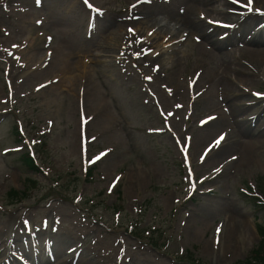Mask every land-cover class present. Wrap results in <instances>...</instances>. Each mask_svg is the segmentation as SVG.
I'll return each instance as SVG.
<instances>
[{"label":"rangeland","instance_id":"obj_1","mask_svg":"<svg viewBox=\"0 0 264 264\" xmlns=\"http://www.w3.org/2000/svg\"><path fill=\"white\" fill-rule=\"evenodd\" d=\"M81 1L94 14L92 27L90 16L75 26ZM139 3L0 0V224L23 220L31 229L29 236L32 225L41 224L46 229L41 237L54 226L61 231L84 228L75 235L80 240L76 253L90 244L89 264H232L258 243L256 225L264 224V211L255 208L251 198L260 195L258 185L264 182V138L252 163L238 160L241 147L230 156L209 157L207 143L224 131L218 128L210 138L199 139L212 113L202 101L214 95L208 104L223 108L226 96L218 86L203 90L219 59L204 56L202 45L193 38L179 37L174 53L165 43L141 47L145 56L163 52L165 69L158 77L150 76L142 62L137 64V57L130 59L135 79L125 74L122 61L113 65L120 59L121 40L108 30ZM167 5L178 9L183 0H168ZM156 16L161 20L164 12ZM77 33L91 39L81 42ZM103 38L108 47H96ZM240 44L227 48L238 49ZM176 52L180 59L171 70L165 57ZM67 59L78 63L80 70L66 73L58 64ZM171 86L183 92L173 93ZM239 103L236 117L254 113L264 128V71L240 87ZM15 125L22 127L23 142L13 138ZM248 128L256 132L255 126ZM184 136L203 142L190 147L189 159L181 154ZM29 147L39 172L23 171L19 155ZM90 165L93 175L88 180L84 168ZM135 169L143 170V176L134 174L136 179L129 180ZM27 178L37 185L30 186L23 199L8 195L12 188L28 186ZM192 182L196 189L191 192ZM211 201L219 202L216 208H209ZM230 214L245 228L233 244L227 241L228 233L212 238ZM34 235L32 248L6 245L0 264L9 250L24 264H65L66 251L52 256L48 246L44 250L40 235Z\"/></svg>","mask_w":264,"mask_h":264},{"label":"bare ground","instance_id":"obj_2","mask_svg":"<svg viewBox=\"0 0 264 264\" xmlns=\"http://www.w3.org/2000/svg\"><path fill=\"white\" fill-rule=\"evenodd\" d=\"M167 1L168 0H139L140 3L135 9L125 14L122 20L115 23L112 28L108 30L110 36L114 34L121 40L120 48L123 51L122 59L123 66L125 67V74L135 79L129 61L130 58L136 54L154 77L160 76L161 72L165 69L164 58L161 57L163 56V52L158 51L152 56H145L142 55L141 47L145 46L148 48L157 43H160L161 46L165 43V45L169 46L168 50L174 53L176 50L174 51L173 44L179 42L177 40L181 37L179 35L186 31L185 36L187 38H193L195 43L202 45L200 51L204 56L215 59L217 57L219 59V67L215 73L209 72L202 86L203 90L207 88V85L209 87L218 86L219 89H222L223 95L226 96L224 100L225 107L223 108H214V105L208 104L214 95L212 97L207 95L203 99V107L210 110L212 113L210 120H208L206 124L208 126L200 132L199 139L206 140L210 138L213 132L218 128L223 129L224 132L221 136L214 139L209 145L207 143L205 150L208 146L210 147L211 153L209 157L216 159L222 155L230 156L235 153L236 148L241 147L242 150L238 153L240 159L238 160H243L244 163H252L262 147L261 140L264 138L263 122H257L254 113H248L250 115L249 118L243 117L240 120L236 115L240 114L239 112L241 110L239 103L240 87L243 88V84L246 81L253 80L260 72L264 71V0H252L251 11L246 7L249 0H238L242 2L240 5L242 7H238L236 3L230 0H183V5L178 9H175L174 5H167ZM80 5L83 7H80L76 15H74L75 26L82 25L81 21L86 17L94 15L90 7L85 5L83 1H81ZM259 10H261V12H259ZM159 11L164 12V16L161 20L156 16ZM60 21L62 22V20ZM89 22L90 27H92L91 17ZM171 22H173V27H171ZM129 29H133L134 32L129 31ZM153 31L155 35H149V33ZM147 32L149 33L147 34ZM28 35L29 33L27 36ZM89 37L82 36L81 38L80 34L77 33V40L81 42L85 41V38L90 40L91 37ZM236 42L241 43L238 49L227 48V46ZM95 44L96 47H108L109 42L106 41V38H103ZM236 51H239L238 54H236ZM104 52H107V50H104ZM63 53L64 52H61L60 55ZM179 59L180 57L177 52L176 54L165 57V60L171 62V70L174 69ZM152 63H157V67L153 68ZM118 64L119 61H115V64L113 63V65L116 66ZM48 65L51 66L50 64ZM58 65L62 66L68 74H73L80 70V65L78 63L74 64L73 61L69 59L61 61ZM169 75V79H173L174 75H172V73H169ZM199 75L201 76L200 72ZM67 77H69L67 81L70 82L71 77L69 75H67ZM169 89L176 94H181L183 92L182 89L177 86L174 90L173 86L169 87ZM249 125L255 126L256 132L254 128L250 130L248 128ZM221 137H223V139H220ZM241 137H247L248 139L243 140ZM184 139L185 136L183 137L182 146L184 145ZM195 140L196 137L194 141L191 142L190 146H199L203 144V142L199 140L195 142ZM218 140L219 143L217 144L216 141ZM231 151L233 152L231 153ZM201 154H204L202 149ZM230 158L233 159L236 158V156L232 155ZM132 172L129 180H131L134 174L143 176V170L141 169H135ZM133 178L136 179L135 176ZM135 182L137 183V180H135ZM218 203L219 202L214 203L211 201L208 203V206L209 208H216ZM220 206L221 204H219L217 208ZM222 223L224 224V220ZM19 227L20 229L22 228V231L25 233L28 231L24 222L21 221L11 222L9 220L8 222L0 224V234L3 236L0 241V253L4 250L6 245L9 246V249L19 248L25 245L28 246V235L20 233L18 231ZM243 227L244 226L237 220H234L232 214H230L227 223L221 225L213 233L212 238L215 239L221 234L222 236L225 234L224 237H226L228 233L227 241H230L229 243L232 244L236 243L238 241V234H241V231L245 229H241ZM7 228L9 230L11 229L13 232H7ZM43 230L45 229L42 228L41 224L38 225L35 227L34 236L40 235L41 244L44 248L46 246L49 247L50 255L53 256L55 252L59 253L60 251H66L64 255L67 256L66 260L68 262L65 261V264H80L81 262L89 264L91 262L90 244H88L87 248L81 247V250L76 253L77 249L80 247V240H75V235L85 232L86 230L84 228H68L65 231L54 228L50 229L44 237H41V232ZM212 243H214L213 240ZM236 246L229 245V248L231 249V247H233V249H236ZM42 253L45 254L44 252ZM8 259L12 264H21L20 259L16 256L14 257V254L10 253ZM136 261L138 262V259L134 262ZM120 264L125 263L120 261ZM126 264H128V262H126ZM137 264L142 263L139 261Z\"/></svg>","mask_w":264,"mask_h":264},{"label":"trees","instance_id":"obj_3","mask_svg":"<svg viewBox=\"0 0 264 264\" xmlns=\"http://www.w3.org/2000/svg\"><path fill=\"white\" fill-rule=\"evenodd\" d=\"M21 160L24 161V164L29 169H35L36 166L33 163V160L25 153L21 157ZM255 205L264 210V203H257ZM258 233L261 236V239L256 247H254L249 255L246 257L244 261L238 262V264H264V224L257 225Z\"/></svg>","mask_w":264,"mask_h":264},{"label":"snow or ice","instance_id":"obj_4","mask_svg":"<svg viewBox=\"0 0 264 264\" xmlns=\"http://www.w3.org/2000/svg\"><path fill=\"white\" fill-rule=\"evenodd\" d=\"M38 2H39V0H38ZM85 2H87V0H85ZM138 2H139V0H138ZM234 2H237V0H234ZM252 0H249V2H248V5H246V7H248V9L251 11L252 10ZM133 7H135V5H133ZM97 12H99V10H97ZM129 31H133L134 32V30L133 29H129ZM149 35H151V33H149ZM147 79H150V77L149 78H147ZM220 139H223V137H221ZM216 143L218 144L219 143V140L218 141H216ZM101 155H103V154H101ZM100 157H96L95 159H99ZM94 162V161H93ZM218 171V170H217ZM189 175H191V173L189 174ZM195 186L193 185V188H194ZM111 190V189H110Z\"/></svg>","mask_w":264,"mask_h":264}]
</instances>
